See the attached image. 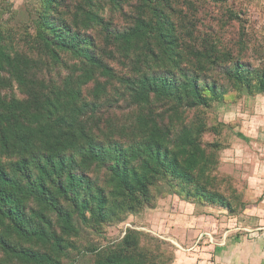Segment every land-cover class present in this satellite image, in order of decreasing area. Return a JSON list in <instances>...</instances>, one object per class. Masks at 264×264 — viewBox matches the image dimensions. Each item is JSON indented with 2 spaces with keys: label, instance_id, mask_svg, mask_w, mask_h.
I'll list each match as a JSON object with an SVG mask.
<instances>
[{
  "label": "trees",
  "instance_id": "1",
  "mask_svg": "<svg viewBox=\"0 0 264 264\" xmlns=\"http://www.w3.org/2000/svg\"><path fill=\"white\" fill-rule=\"evenodd\" d=\"M227 2L76 0L66 17L59 0H41L35 45L48 73H65L59 84L37 81V61L0 46L4 84L26 95L0 97V264H62L70 251L83 255L74 241L78 224L121 223L160 184L168 194L240 212L239 192L228 201L214 191L224 126L209 111L264 94V64L248 61L251 39ZM235 22L240 31L229 36ZM89 83L92 102L82 94ZM113 84L128 112L101 129L96 101ZM208 134L216 140L205 142ZM86 250L92 264H144L132 230L101 251Z\"/></svg>",
  "mask_w": 264,
  "mask_h": 264
},
{
  "label": "rangeland",
  "instance_id": "2",
  "mask_svg": "<svg viewBox=\"0 0 264 264\" xmlns=\"http://www.w3.org/2000/svg\"><path fill=\"white\" fill-rule=\"evenodd\" d=\"M75 1L59 0L58 11L68 17ZM226 4L228 7L232 6L234 12L244 21V26L246 25L245 31L251 39L250 49H254V52L248 53V61L252 65L264 64V0H228ZM42 10L41 0H0V46L11 56L37 61V81L46 80L50 84H59L65 73L60 69L48 73L47 68L42 66L43 61L46 63L43 51L35 45L34 23ZM216 14L218 13L215 10L213 16ZM236 31H240L237 22L232 23L227 33L236 37ZM94 37L97 45L104 41L101 34H95ZM230 38L232 37H225V40ZM110 66L115 67L118 73L117 65L110 63ZM7 81V74L1 73V98H26L17 84H4ZM98 81L105 82L99 77ZM93 87L94 83L82 87L86 102L93 101L90 95ZM96 102L101 105L96 111L101 129L110 120L117 119L122 112H128L124 111L123 103L116 98L114 84ZM209 114L212 122L216 121L224 126L219 139L223 148L218 154L217 170L214 174L218 180L217 187L220 184V188L214 185V191L227 200L233 193L239 192L240 201L244 203L240 212L229 215L227 210L216 205L210 206L209 203L168 194L166 187L160 184L162 189L160 192L155 190L156 196L151 198L152 201L140 211L123 216L121 223H111L99 229L78 224L80 234L74 241L83 255L70 251L68 259H62V264L69 263L72 258L75 264H92L93 256L86 249L94 247L101 251L112 246L125 235L126 230L138 234V249L143 254L144 264H264V215L259 217L262 220L258 222L252 213L251 216L243 215L247 206L264 200V197H247L250 191L257 189L253 186L258 182L249 184V168L252 159L259 157L261 149L260 131L253 139L256 144H250L245 129L246 123L252 119L250 116L256 117L257 121L261 120L264 125V94L255 97L241 96L232 102L213 105ZM258 127L261 129L263 126ZM213 140L216 138L211 134L204 137L207 143ZM248 154L253 157H248ZM253 162L254 160L252 164ZM261 190L259 188L258 192Z\"/></svg>",
  "mask_w": 264,
  "mask_h": 264
},
{
  "label": "crops",
  "instance_id": "3",
  "mask_svg": "<svg viewBox=\"0 0 264 264\" xmlns=\"http://www.w3.org/2000/svg\"><path fill=\"white\" fill-rule=\"evenodd\" d=\"M263 100V99H262ZM251 120L250 122H247V127L245 128L247 131V137L250 138V144H256V140H253L257 137V134L259 132V145H260V149L261 152L259 154V157L255 160L252 159V161L254 160L253 164L252 161L250 162V177L248 180H250L249 184L251 183H255L258 182L257 185L253 186V187H257L256 191H250L249 194L247 195V197H264V125L263 122L261 120L257 121L256 117H252L250 116ZM262 125L263 127L261 129H259L258 125ZM256 131V132H254ZM249 155V154H248ZM248 157H253L252 154H250ZM262 189L261 192H258V189ZM253 193V194H252ZM252 194V195H251ZM263 194V195H262ZM252 213L253 216H255V218H257V222L261 221L262 219L259 218L260 216L264 215V200H262L260 203L258 204H253L252 206L249 205L246 207V210H244L243 215L244 217L249 214ZM243 217V216H242ZM249 218V217H248ZM241 222V220H240Z\"/></svg>",
  "mask_w": 264,
  "mask_h": 264
}]
</instances>
